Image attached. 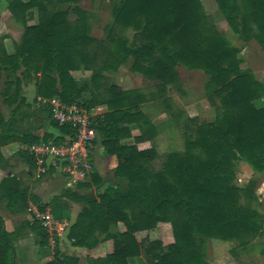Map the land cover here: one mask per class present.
<instances>
[{"label":"trees","instance_id":"1","mask_svg":"<svg viewBox=\"0 0 264 264\" xmlns=\"http://www.w3.org/2000/svg\"><path fill=\"white\" fill-rule=\"evenodd\" d=\"M5 1L12 17L25 26L13 54L0 44L5 96L18 93L21 80L34 78L39 97L75 104L86 112L106 108L90 120L104 152L116 158L114 183L105 186L95 173L82 185H94L95 190L80 197L84 206L67 238L72 246L86 249L100 238L111 241L113 249L102 258H87V264H130L136 258L145 264H208V240L236 243L234 249L244 250L262 236L263 214L254 206L252 184L237 186L235 170L244 162L253 172H264V106L256 105L264 97V87L240 70L237 52L203 12L201 0H115L107 48L88 35V13L79 6L82 0ZM215 2L235 33L247 41L252 34L264 49V0ZM63 5L65 10L58 9ZM32 10L37 24L27 26L25 18ZM70 13L76 18L69 19ZM129 29L134 31L131 41L122 35ZM92 45L99 51H91ZM129 59L131 71L157 81L162 89L176 81L178 65L202 71L209 79L205 93L216 107L213 122L182 119L171 111L169 98L163 100L169 121L182 130L184 144L158 167L154 147H137L155 130L143 113L142 96L102 83L105 73L118 70ZM76 71L90 72L89 81L77 84L71 74ZM51 125L58 136L30 144H59L63 136L73 135L68 126L52 119ZM134 126L140 134L130 145L126 140ZM160 223L170 225L172 243L165 245L159 237L149 236ZM34 224L40 244L46 246V233ZM119 224L123 232L117 231ZM9 238L0 227V264H15ZM46 264H79V260L54 253Z\"/></svg>","mask_w":264,"mask_h":264},{"label":"rangeland","instance_id":"2","mask_svg":"<svg viewBox=\"0 0 264 264\" xmlns=\"http://www.w3.org/2000/svg\"><path fill=\"white\" fill-rule=\"evenodd\" d=\"M6 1L0 0V13H9L8 20L3 22L6 28H9L13 33V37L8 40V48L14 51V45L17 44L22 36L25 26L14 19L6 7ZM115 4V0H82L79 6L88 13L87 22L89 25L88 35L97 41L98 46L100 43L101 47L107 48L109 44V38L107 36V28L113 23L112 19V8ZM201 5L203 12L211 19L214 27L218 33L222 36L224 41L237 52V57L240 60L239 68L242 72L250 73L254 79L263 85L264 87V49L250 34V40H244L239 34L235 33L229 25L226 23L224 17L219 11L215 0H201ZM67 7L65 5L58 7L60 10H65ZM69 19L73 20L76 18L72 13L69 14ZM33 23L32 25H29ZM37 23V16L35 13L31 14L25 18V24L27 26H34ZM123 37L128 41L133 40L134 31L126 30L123 32ZM1 44V43H0ZM91 51H99L100 48L95 46L90 47ZM102 49V48H101ZM12 52V51H10ZM14 53V52H13ZM11 53V54H13ZM132 59H129L126 64L118 68V70L113 72H107L104 75V81L102 82L104 86L114 85L118 88L136 90L140 95L146 96L145 105L142 109L147 118L152 122L154 126V136L153 141L149 142L146 147L150 148L151 146L156 149L157 157L154 159V166L158 167L159 164L164 160L165 156L170 152L182 151L184 144V136L182 130L179 129L177 125H172L169 121L170 116L167 114L165 105L162 104L165 98H169L170 109L172 112L180 113L182 119H196L197 123H210L213 122L216 118V107L211 104L207 99L205 93V86L208 82V76L199 70H188L187 68L178 65L175 67L176 72V81L172 85H166L163 89L161 86H157L158 82L155 80H150L143 77L139 73H135L130 70ZM5 74V73H2ZM77 84H82L89 81V75L84 73V71H76L71 73ZM24 80V79H23ZM30 80H34L31 78ZM4 77L0 79V83L3 84ZM14 81V80H12ZM14 89V86L11 88ZM162 89V90H161ZM3 90V89H2ZM11 90V92H12ZM161 90V91H160ZM13 94H11V97ZM37 96V95H36ZM39 97V96H37ZM50 101L51 99L39 97V102ZM261 100V101H260ZM256 102L257 106H264V97ZM40 103V104H41ZM217 103V102H216ZM45 106V105H44ZM46 107V106H45ZM105 107V106H104ZM142 107V106H141ZM47 108V107H46ZM106 109V108H105ZM48 113L49 108H47ZM94 110V109H93ZM92 112H87L89 117ZM103 114V113H102ZM166 114L167 121L165 116H160ZM100 140L99 145H101V137L98 132L95 131L94 141ZM132 139V137H131ZM127 143V142H126ZM129 144V143H127ZM133 143H130L132 145ZM138 145V144H137ZM148 146V147H147ZM102 147V145H101ZM103 148V147H102ZM92 150L89 154L88 162V173L84 178H79L75 180H70L65 178L67 181V190L68 193L81 195L82 193L86 194L95 190L94 185H89L90 187L86 188L82 185L84 183H89L91 181V175L95 174L94 166L91 160ZM104 156L103 160H107L108 156L104 149L101 153ZM91 157V158H90ZM113 157V156H109ZM115 159V157H114ZM116 160V159H115ZM107 167V166H106ZM105 167L103 176L100 177L104 180V185L113 184L112 179L113 169L109 170ZM235 184L239 187H245L252 184L253 190L256 194L257 202L254 203L255 208L263 214V225H262V236L254 239L250 242V245L244 250L239 248L234 249L237 244L232 242H220L218 240H208L206 243V263L208 264H264V172H253L251 168L244 162H239L235 170ZM104 186V187H105ZM64 191V192H65ZM63 193V192H62ZM59 193V196H62ZM83 203V202H82ZM34 204V203H33ZM84 204V203H83ZM35 205V204H34ZM43 205V203H42ZM42 205H36L39 208H43ZM47 208V207H44ZM49 210V208H47ZM59 226L67 225L63 222L56 221ZM161 224V223H160ZM158 224L157 230L154 233H151L149 236L153 238L159 237L163 244H170L173 241L171 228L169 224L162 223ZM69 229V228H68ZM68 229H65L59 236L56 235V238L47 236V245L42 246L41 248H51V253H55L57 248V238H61L62 242L70 243L67 238ZM124 227L122 224L117 226V231L123 232ZM122 230V231H121ZM36 234L38 232L35 228ZM169 242V243H168ZM57 243V244H56ZM112 244V243H111ZM66 254L69 251H64ZM107 255V254H106ZM68 256V255H65ZM79 260L78 257L73 256ZM104 257V256H103ZM139 259V258H138ZM136 259V264H145ZM135 262V261H134Z\"/></svg>","mask_w":264,"mask_h":264},{"label":"crops","instance_id":"3","mask_svg":"<svg viewBox=\"0 0 264 264\" xmlns=\"http://www.w3.org/2000/svg\"><path fill=\"white\" fill-rule=\"evenodd\" d=\"M33 13L36 14V11H29L26 18ZM7 15L10 16L8 12L3 15L0 13V43L7 54H11L14 52L13 46L12 50L8 48V40L13 37V32L3 24L8 20ZM84 73L90 75V72L84 71ZM2 89L3 85L0 83V227L10 236L15 264H46L53 260L54 254L51 253L49 245V248H41L35 231L37 226L31 221L23 204L34 203L39 206L43 203L42 206L50 209L56 221L69 225L68 229L75 223L84 206L80 197L89 192L81 195L66 192L67 181L63 176L54 172L38 176L24 155L23 146L30 144L33 140L59 135L51 125V117L47 108L41 101H38L34 80H21L19 92L13 94L11 98L5 96ZM122 90L128 91L129 89ZM141 96L144 100L142 105L144 109L143 106L147 99L145 95L141 94ZM105 111L104 106H98L92 108L90 115L98 116ZM143 113L145 114L144 111ZM160 116H165L167 121L166 114ZM130 133L132 138L140 134L135 126ZM154 134L151 135L150 140L138 143V149H148V146V148H142V146L146 147L149 142H152ZM126 142L133 143L131 138ZM99 143L100 140L93 141L90 152L92 150L93 160L91 161L94 172L102 177L105 167L107 166L109 170L114 169L117 162L116 158L109 156L107 160H103L104 156L101 155L103 148ZM59 193H62V196H59ZM56 241L58 245L55 253H58V256L78 257L81 260L80 264H87V258H102L110 254L113 249L111 241H103L100 238L96 246L91 249L74 247L65 241L62 242L61 238H57ZM66 250L72 254H65ZM136 259L130 260V264H136ZM138 260L143 262L142 258Z\"/></svg>","mask_w":264,"mask_h":264},{"label":"built area","instance_id":"4","mask_svg":"<svg viewBox=\"0 0 264 264\" xmlns=\"http://www.w3.org/2000/svg\"><path fill=\"white\" fill-rule=\"evenodd\" d=\"M49 108L50 117L60 126H68L74 132L72 136L65 135L59 144L39 142L23 146V152L32 160L35 173L38 176L58 173L68 179L84 178L88 173V158L90 148L95 139V130L87 112L75 104L66 105L58 99L43 101ZM26 212L31 221L37 223L49 237L56 238L67 229L59 226L50 209L39 208L28 203Z\"/></svg>","mask_w":264,"mask_h":264}]
</instances>
